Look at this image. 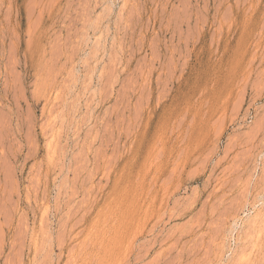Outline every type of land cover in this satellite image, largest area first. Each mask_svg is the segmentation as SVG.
Wrapping results in <instances>:
<instances>
[{
    "label": "rangeland",
    "instance_id": "374dc122",
    "mask_svg": "<svg viewBox=\"0 0 264 264\" xmlns=\"http://www.w3.org/2000/svg\"><path fill=\"white\" fill-rule=\"evenodd\" d=\"M0 264H264V0H0Z\"/></svg>",
    "mask_w": 264,
    "mask_h": 264
},
{
    "label": "bare ground",
    "instance_id": "6f19581e",
    "mask_svg": "<svg viewBox=\"0 0 264 264\" xmlns=\"http://www.w3.org/2000/svg\"><path fill=\"white\" fill-rule=\"evenodd\" d=\"M257 215V214H256Z\"/></svg>",
    "mask_w": 264,
    "mask_h": 264
}]
</instances>
